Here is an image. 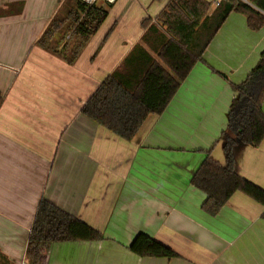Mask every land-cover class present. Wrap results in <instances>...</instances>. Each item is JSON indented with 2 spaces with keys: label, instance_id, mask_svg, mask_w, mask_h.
<instances>
[{
  "label": "crops",
  "instance_id": "crops-1",
  "mask_svg": "<svg viewBox=\"0 0 264 264\" xmlns=\"http://www.w3.org/2000/svg\"><path fill=\"white\" fill-rule=\"evenodd\" d=\"M168 2L116 0L70 65L37 42L54 18L74 12V0H0L1 264H28L43 199L103 236L54 244L45 264H264V206L237 192L211 216L191 184L207 152L226 164L219 138L233 85L260 60L264 29L252 31L245 15L231 13L165 111L149 116L132 141L81 112L136 46L150 51L143 21L156 24ZM234 156L236 173L264 190V141L240 145ZM140 233L178 257L133 254Z\"/></svg>",
  "mask_w": 264,
  "mask_h": 264
},
{
  "label": "trees",
  "instance_id": "trees-1",
  "mask_svg": "<svg viewBox=\"0 0 264 264\" xmlns=\"http://www.w3.org/2000/svg\"><path fill=\"white\" fill-rule=\"evenodd\" d=\"M74 1V12L64 19L54 18L37 42L38 47L70 65L77 62L112 6ZM251 3L254 7L237 0H221L211 12L212 4L207 0H169L156 24L150 19L143 21L142 42L150 51L136 46L83 105L82 114L119 138L132 141L149 116L165 111L231 13L245 15L252 31L264 29V0ZM233 87L236 96L227 127L219 138L226 164L221 165L207 152L191 181L206 195L203 209L211 216L217 215L237 192L264 206V190L236 173L234 156L238 146L258 148L264 141V51L246 79ZM2 103L0 93V107ZM100 240L103 236L99 231L43 199L29 236L27 262L45 264L46 251L57 243ZM129 250L139 257H178L144 233L135 237Z\"/></svg>",
  "mask_w": 264,
  "mask_h": 264
},
{
  "label": "built area",
  "instance_id": "built-area-1",
  "mask_svg": "<svg viewBox=\"0 0 264 264\" xmlns=\"http://www.w3.org/2000/svg\"><path fill=\"white\" fill-rule=\"evenodd\" d=\"M81 1L82 3H85L86 5H89V6H92L94 4H96L98 1H103L107 4H114L116 0H79ZM237 1H240L248 6H251V7H254L253 4L251 3V0H237ZM209 2L215 7L217 8L220 3H221V0H209Z\"/></svg>",
  "mask_w": 264,
  "mask_h": 264
},
{
  "label": "rangeland",
  "instance_id": "rangeland-1",
  "mask_svg": "<svg viewBox=\"0 0 264 264\" xmlns=\"http://www.w3.org/2000/svg\"><path fill=\"white\" fill-rule=\"evenodd\" d=\"M214 8H215V7L212 5L211 12L214 10ZM0 260H1V258H0ZM0 264H1V263H0Z\"/></svg>",
  "mask_w": 264,
  "mask_h": 264
}]
</instances>
